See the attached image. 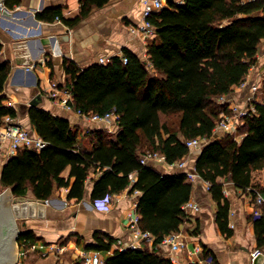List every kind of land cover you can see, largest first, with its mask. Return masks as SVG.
Instances as JSON below:
<instances>
[{
    "label": "trees",
    "instance_id": "obj_1",
    "mask_svg": "<svg viewBox=\"0 0 264 264\" xmlns=\"http://www.w3.org/2000/svg\"><path fill=\"white\" fill-rule=\"evenodd\" d=\"M79 1L81 15L64 20L70 27L94 7H103L111 0ZM18 5L20 0H5L9 9ZM56 17H60L58 11L38 15L39 20L48 22ZM152 22L156 36L148 46V60L129 50L123 53L126 64L115 57L106 65L82 70L75 62L64 60L70 77L66 88L73 94L75 108L98 115L115 111L119 115L116 136L84 132L93 143L92 149L85 150L80 145V134L68 120L31 108V125L48 147L41 152L23 150L9 159L0 185L14 196L31 191L38 200H50L56 188L65 187L70 189L68 199L80 202L85 198L89 178L97 174L98 178L93 179V201L127 189L141 193L140 228L153 234L158 246L166 236L180 232L186 221L182 207L191 199L193 184L186 174L164 175L153 166L142 165L141 157L146 152L158 153L171 165L191 156L187 142L212 140L220 115L227 110L218 99L240 86L258 63L264 40V0H184L154 15ZM2 49L0 43V54ZM11 69L9 63L0 64V125L6 116H17L1 95ZM256 109V116L241 122L239 132L243 138L239 142L231 136L212 141L195 162V172L211 184L210 192L218 205L216 223L227 237L233 234L229 227L230 204L219 180L228 179L241 189L254 188L264 195V189L253 184V173L264 171V104H257ZM170 117H176V128L169 124ZM67 168L68 179L63 177ZM254 224L260 249L264 246V212L254 217ZM76 239L81 242V238ZM37 241L39 238L30 230L18 239L25 251ZM115 241L99 233L85 249L108 252ZM212 257V252L203 248L202 259ZM106 264L174 263L156 250L117 249Z\"/></svg>",
    "mask_w": 264,
    "mask_h": 264
},
{
    "label": "crops",
    "instance_id": "obj_2",
    "mask_svg": "<svg viewBox=\"0 0 264 264\" xmlns=\"http://www.w3.org/2000/svg\"><path fill=\"white\" fill-rule=\"evenodd\" d=\"M170 4H182L184 0H165ZM8 14L0 19V43L3 49L0 64L9 63L11 73L4 91V104L12 107L18 123L31 133L33 129L29 112L31 103L39 98L36 108L46 110L56 117L68 120L72 128L80 134L82 149L90 150L93 143L85 137L84 132H103L111 137L118 133L117 125L89 123L72 112H65L49 96L51 85L58 83L66 86L70 77L64 69V60L75 62L82 70L105 59L108 64L113 58H123L125 50H129L144 60H148V46L142 36L132 33V27L141 21V0H111L103 7H94L75 26H68L64 20H75L81 15L82 4L79 0H20V5L9 9ZM59 12L53 22L38 19L44 12ZM47 44L44 45L43 43ZM262 51L257 56V65L247 78L250 83H260L264 72V40ZM35 65V68L29 69ZM237 88H235L236 90ZM236 93V92H235ZM248 91L233 94L234 103L240 108L246 104ZM240 133V132H239ZM227 135L218 131L211 141L223 140ZM202 150L195 151L187 158L188 169H171L166 164H155L154 167L164 175L186 174L195 171L196 159ZM8 147H0V172L8 162ZM70 168L63 172L69 178ZM99 175L92 174L86 183L85 198L78 202L69 200V188H56L50 202L46 206V216L28 221V229L33 231L39 241L26 255V264H75L83 255L90 252L86 245L94 242L96 234H106L115 239L111 251L101 252L106 261L114 251L122 246L127 247L133 238L128 228V214L141 197L129 189L115 194L111 199L93 201V179ZM223 183L224 195L229 201V227L233 234L223 235L216 223L218 210L211 192L207 191L201 179L189 181L193 184L190 200L197 202L200 210L186 217L180 227V238L187 249L196 247L208 248L216 264H252L253 253L257 250L264 255V246L259 249L255 233L254 211L257 209L254 188L241 189L228 179H220ZM74 179L71 180V183ZM253 184L264 189V171L253 173ZM34 197L31 191L27 194ZM264 196V195H263ZM264 212V206L261 208ZM73 236V237H72ZM68 240L65 244L64 242ZM77 237L81 242H77ZM52 247L57 249L52 250ZM156 250L169 259L168 248L155 246V243H141L137 250ZM127 250V249H126ZM24 251V250H23ZM21 256V254H20ZM23 256V255H22ZM212 257V258H213ZM23 258V257H22ZM202 252L190 256L187 251L176 254V264H205Z\"/></svg>",
    "mask_w": 264,
    "mask_h": 264
},
{
    "label": "built area",
    "instance_id": "obj_3",
    "mask_svg": "<svg viewBox=\"0 0 264 264\" xmlns=\"http://www.w3.org/2000/svg\"><path fill=\"white\" fill-rule=\"evenodd\" d=\"M257 1V0H248ZM142 13L141 21L138 25L132 27V33L135 35H140L143 37L144 41L148 44L153 41L156 36V28L152 22V18L156 14H160L167 6L165 0H141ZM260 53V52H259ZM259 55V54H258ZM257 55V56H258ZM264 56V53H263ZM122 60L126 64L128 62L127 58L123 57ZM106 60L101 59L100 63L105 64ZM35 68V65L29 67V69ZM264 81V73L262 74V80L259 84ZM259 84H251L249 78H247L240 86L238 90L245 92L251 91L250 97L247 99L246 104L242 107H238L234 102H223L227 110H224L220 115V120L217 122L214 134L218 131L223 132L227 136H231L233 140L239 142L243 136L240 135V123L246 118H252L257 115L256 105L258 103V91L261 89ZM49 96L59 105L65 112H72L78 117L82 118L85 122L89 123H104V124H115L117 125L119 120V115L115 111H111L105 115L98 114H87L80 110H77L74 106V98L72 92L66 88V86H61L60 84L53 83L51 85V91ZM225 101V98H223ZM210 140L205 138L193 139L187 142V146L191 149V152L201 150L205 145L208 144ZM7 145L8 147V159L16 157L19 152L23 150H32L36 152H41L48 147V143L37 134L31 133L27 128L18 123L16 117L6 116L3 119V123L0 125V147ZM141 164L144 166H153L156 164H166L168 168L186 170L188 169V161L184 159L175 164H168L164 155L146 152L141 157ZM187 179L189 181H195L201 179L200 176L195 172H187ZM133 179V176H131ZM203 180V179H201ZM207 191L210 192L211 184L204 181ZM255 194V203L257 209L254 211L255 217L261 216V208L264 206V196L257 190L253 189ZM136 195H140L139 191H135ZM112 196L107 197V200L111 199ZM182 210L185 212L186 217L191 214L198 212L200 206L197 202L190 200L183 207ZM128 228L133 238L127 247L122 246L119 250L124 251L126 249L137 250L139 244L141 243H155V236L149 232H145L140 228V215L138 213V203L134 204L133 209L128 214ZM160 247L168 248L169 260L176 264V254L179 252L187 251L190 256L199 254L202 252L200 247H196L193 251L187 249L186 244L181 241L180 234H170L166 236L162 242L158 245ZM34 247L31 248V250ZM57 249V247H52V250ZM29 250L25 251L27 255ZM261 252L256 251L253 253V259L256 258ZM81 261L84 264H106V261L102 257L100 252H90L89 254L83 255ZM205 264H216L213 262L212 258L204 261ZM17 264V263H16ZM21 264V263H20Z\"/></svg>",
    "mask_w": 264,
    "mask_h": 264
},
{
    "label": "water",
    "instance_id": "obj_4",
    "mask_svg": "<svg viewBox=\"0 0 264 264\" xmlns=\"http://www.w3.org/2000/svg\"><path fill=\"white\" fill-rule=\"evenodd\" d=\"M3 3L4 0H0V19L8 14ZM43 44L46 45L47 43L44 42ZM38 101L39 98L33 101L31 106L37 107ZM49 202L50 200H38L28 195L14 196L10 189L1 191L0 185V258L10 254L9 257L12 256L10 264L18 263L19 236L29 230L27 224L29 220L45 218L46 206ZM18 221H23L21 227L18 225ZM4 250L6 251L4 252ZM252 264H264V255L260 253L253 259Z\"/></svg>",
    "mask_w": 264,
    "mask_h": 264
},
{
    "label": "rangeland",
    "instance_id": "obj_5",
    "mask_svg": "<svg viewBox=\"0 0 264 264\" xmlns=\"http://www.w3.org/2000/svg\"><path fill=\"white\" fill-rule=\"evenodd\" d=\"M262 51V45L260 46V49ZM258 60V59H257ZM254 68V67H253ZM252 68V69H253ZM251 69V70H252ZM264 73V72H263ZM256 84V83H254ZM259 84V83H257ZM261 86V89L258 91V103L259 104H264V81L259 84ZM237 89L232 91L231 94L229 95H226V96H222L218 99V103L222 104L223 102H234V98H233V94L236 95L237 93H241L242 91H239L238 90V87H236ZM236 92V93H235ZM251 95V91L249 90L248 93H247V97H246V101L247 99L250 97ZM223 98H225V101H223ZM224 105V104H222ZM225 106V105H224ZM169 124L172 125L174 128H176V124H177V120H176V117H170L169 118ZM241 124V123H240ZM240 135L243 136L242 133H240ZM203 149V148H202ZM201 149V150H202ZM5 189H3V187L1 186V191H4ZM23 221H18V225L21 227V224H22ZM19 244V243H18ZM18 253H19V261L17 264H26V262L28 263V260L26 259V255L24 254L25 253V250L23 251V249L21 248V246L19 245V249H18ZM21 254V256H20ZM23 255V256H22ZM23 257V258H22Z\"/></svg>",
    "mask_w": 264,
    "mask_h": 264
},
{
    "label": "flooded vegetation",
    "instance_id": "obj_6",
    "mask_svg": "<svg viewBox=\"0 0 264 264\" xmlns=\"http://www.w3.org/2000/svg\"><path fill=\"white\" fill-rule=\"evenodd\" d=\"M1 238V237H0ZM6 250H4V252H5ZM3 252V253H4ZM2 253V254H3ZM9 255L10 254H6V256H2L1 258H0V264H10V262H11V260H12V256L11 257H9Z\"/></svg>",
    "mask_w": 264,
    "mask_h": 264
}]
</instances>
